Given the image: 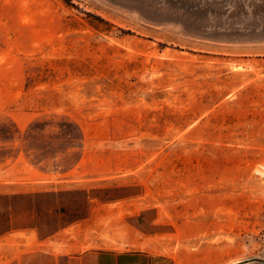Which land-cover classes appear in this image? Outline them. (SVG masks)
<instances>
[{
    "label": "rangeland",
    "instance_id": "obj_1",
    "mask_svg": "<svg viewBox=\"0 0 264 264\" xmlns=\"http://www.w3.org/2000/svg\"><path fill=\"white\" fill-rule=\"evenodd\" d=\"M31 226L264 264V0H0V233Z\"/></svg>",
    "mask_w": 264,
    "mask_h": 264
},
{
    "label": "crops",
    "instance_id": "obj_2",
    "mask_svg": "<svg viewBox=\"0 0 264 264\" xmlns=\"http://www.w3.org/2000/svg\"><path fill=\"white\" fill-rule=\"evenodd\" d=\"M59 233L40 235L35 226L0 233V264H141V254L86 250L75 256L58 249Z\"/></svg>",
    "mask_w": 264,
    "mask_h": 264
},
{
    "label": "trees",
    "instance_id": "obj_3",
    "mask_svg": "<svg viewBox=\"0 0 264 264\" xmlns=\"http://www.w3.org/2000/svg\"><path fill=\"white\" fill-rule=\"evenodd\" d=\"M63 125H66L67 127H71V125L70 124H67V123H64Z\"/></svg>",
    "mask_w": 264,
    "mask_h": 264
}]
</instances>
